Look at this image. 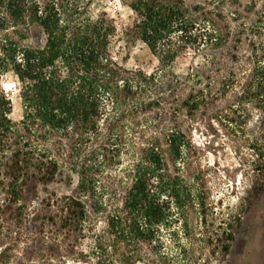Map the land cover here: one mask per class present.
<instances>
[{
    "label": "trees",
    "instance_id": "obj_1",
    "mask_svg": "<svg viewBox=\"0 0 264 264\" xmlns=\"http://www.w3.org/2000/svg\"><path fill=\"white\" fill-rule=\"evenodd\" d=\"M121 1L135 14L125 33L149 47L163 68L159 74L119 63L118 28L106 14L95 18L70 0H0V75L16 74L24 110L15 122L12 99L0 91V264H133L144 245L173 231L181 178L170 170L161 135L154 132L134 151L119 188L101 185L88 157L120 154L126 120L158 111L171 123L164 137L172 159L182 158L188 139L178 113L201 108L207 96L200 88L185 92L182 77L161 80L162 73L187 50H219L227 0ZM67 156H87L69 167L79 176L78 187L49 198L41 222L43 211H32L29 203L41 187L70 177ZM226 239L233 241L234 232Z\"/></svg>",
    "mask_w": 264,
    "mask_h": 264
},
{
    "label": "rangeland",
    "instance_id": "obj_2",
    "mask_svg": "<svg viewBox=\"0 0 264 264\" xmlns=\"http://www.w3.org/2000/svg\"><path fill=\"white\" fill-rule=\"evenodd\" d=\"M72 1L95 18L106 14L116 23L114 46L121 65L148 73L163 70L137 34L125 33L124 27L135 19L128 5L121 0ZM221 12L224 43L217 52L209 51L216 55L187 50L162 73L161 80L182 77L188 85L185 92L200 88L207 96L201 108L178 113V125L187 131L188 139L182 158L172 159L164 137L165 126L171 123L169 117L160 120L158 111H140L138 117L126 120L120 154L112 151L109 159L100 160L88 157L101 185L119 188L118 182L137 158L134 151L155 132L162 137L170 170L181 178V199L172 205L173 231L165 229L158 242L144 245L142 259L133 264H264V0H227ZM0 91L12 99L11 118L22 120L19 81L12 70L0 75ZM155 125H159L157 131ZM82 159L87 156L63 157L70 177L41 187L29 203L32 211H43L41 222H45L49 198L73 194L78 187L79 176L69 167ZM36 227L32 225L30 231ZM230 232H234L233 241L226 239ZM25 243L23 238L15 249L17 254ZM226 244L231 246L228 252L224 251Z\"/></svg>",
    "mask_w": 264,
    "mask_h": 264
}]
</instances>
